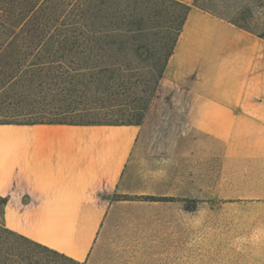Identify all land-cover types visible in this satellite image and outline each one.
<instances>
[{"label":"crops","instance_id":"0c3cea01","mask_svg":"<svg viewBox=\"0 0 264 264\" xmlns=\"http://www.w3.org/2000/svg\"><path fill=\"white\" fill-rule=\"evenodd\" d=\"M180 1L191 8L163 72L180 94L160 97L162 132L0 123L5 227L82 264H204L199 225L185 210L119 197L142 194L127 189V164L162 148L164 171L144 170L147 182L172 183L168 169L178 161L181 183H213L220 169V177L264 184V37Z\"/></svg>","mask_w":264,"mask_h":264},{"label":"trees","instance_id":"16d2710c","mask_svg":"<svg viewBox=\"0 0 264 264\" xmlns=\"http://www.w3.org/2000/svg\"><path fill=\"white\" fill-rule=\"evenodd\" d=\"M190 8L180 0H0L1 98L16 117L0 123L140 124ZM123 107L120 122L91 119ZM4 204L0 197L4 232L80 263L5 227ZM6 244L0 264L29 258Z\"/></svg>","mask_w":264,"mask_h":264},{"label":"rangeland","instance_id":"374dc122","mask_svg":"<svg viewBox=\"0 0 264 264\" xmlns=\"http://www.w3.org/2000/svg\"><path fill=\"white\" fill-rule=\"evenodd\" d=\"M193 3L264 37V0H194ZM168 10H173V6L168 7ZM1 94L0 87V121L16 119L11 116V110ZM179 94L178 86L167 84L164 79L160 81L158 94L150 99L142 112L140 124L145 130L154 133L152 131L156 127L162 132L160 118L164 114L162 107L165 105L160 97ZM124 108L127 109L123 107L117 114L91 119L98 122H120L126 119L128 113ZM164 163L166 153L162 148H145L138 155L131 154L126 171L129 192L161 197L160 200L144 199L156 208L185 210L189 222L199 225L195 236L200 243L203 241L204 247L198 250L197 256L204 264H264V184L220 177V169L213 183H181L178 161H173L172 168L168 169L173 174L170 184L159 182V178L155 183L147 182L140 174L149 169L163 172ZM129 196L134 198L136 195ZM8 242L14 243L29 255L24 261L14 259L12 264H82L63 259L8 235L2 229L0 216V252L5 250Z\"/></svg>","mask_w":264,"mask_h":264}]
</instances>
